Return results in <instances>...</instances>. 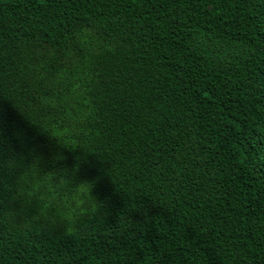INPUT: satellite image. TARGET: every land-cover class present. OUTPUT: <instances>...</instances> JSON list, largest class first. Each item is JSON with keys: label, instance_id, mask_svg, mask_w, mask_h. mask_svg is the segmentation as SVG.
Returning <instances> with one entry per match:
<instances>
[{"label": "trees", "instance_id": "1", "mask_svg": "<svg viewBox=\"0 0 264 264\" xmlns=\"http://www.w3.org/2000/svg\"><path fill=\"white\" fill-rule=\"evenodd\" d=\"M0 264H264V0H0Z\"/></svg>", "mask_w": 264, "mask_h": 264}, {"label": "clouds", "instance_id": "2", "mask_svg": "<svg viewBox=\"0 0 264 264\" xmlns=\"http://www.w3.org/2000/svg\"><path fill=\"white\" fill-rule=\"evenodd\" d=\"M84 43H88L89 36L85 31L81 37ZM64 103L70 105L72 98L68 97ZM87 110L81 109L75 115L68 114L65 118L66 126L70 134H74L76 127L82 124L88 117ZM78 166L74 168H61L58 170L38 173L33 169L32 177L38 180L46 189H51V196L45 197L42 202L43 211L49 206L55 208L57 216L63 224L67 225L66 231L73 228L83 216L94 217L100 214L101 203L92 194L93 185L86 180H77ZM27 175L19 177V181L27 180ZM32 196L31 194H28Z\"/></svg>", "mask_w": 264, "mask_h": 264}, {"label": "bare ground", "instance_id": "3", "mask_svg": "<svg viewBox=\"0 0 264 264\" xmlns=\"http://www.w3.org/2000/svg\"><path fill=\"white\" fill-rule=\"evenodd\" d=\"M150 20V19H149Z\"/></svg>", "mask_w": 264, "mask_h": 264}]
</instances>
